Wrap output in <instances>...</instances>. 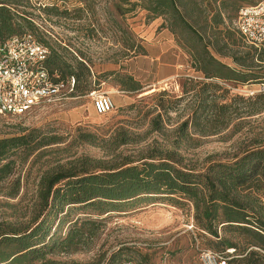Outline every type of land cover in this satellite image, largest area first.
<instances>
[{
    "label": "rangeland",
    "instance_id": "1",
    "mask_svg": "<svg viewBox=\"0 0 264 264\" xmlns=\"http://www.w3.org/2000/svg\"><path fill=\"white\" fill-rule=\"evenodd\" d=\"M136 1L23 0L18 7L33 22L28 33L63 54L67 65L75 67V57L89 70L75 68L80 73L77 89L61 101L22 116L0 115V138L33 128L61 137V142L27 159L17 158L15 173L0 181V223L27 219L23 215L35 200L41 175L58 160L89 156L109 166L127 160L141 165L142 157L155 155L170 157L177 167L205 179L219 164L241 158L251 143L264 141V79L243 83L206 77L199 70L201 63L193 55L189 35L173 34L166 16L155 19L143 6H132ZM237 1L225 16L231 29L228 41L240 43L244 40L234 27L238 9L260 0ZM44 7L53 9L45 11ZM193 19L194 24L203 25L201 18ZM210 39L215 38L210 35ZM233 47L223 46V51L236 49ZM210 51L239 69L232 58ZM257 52L264 54V48ZM260 74L264 75V68ZM128 76L139 83L138 90H127L121 84L120 79ZM93 90L108 93L115 108L96 113ZM202 96L215 99L216 104L195 113ZM221 104L229 107L219 111ZM18 179L19 194L9 197L7 193ZM149 195L101 216L83 213L80 208L72 210L56 231L52 229L53 237L65 236L77 218V227L83 218L96 222L77 230V249L56 251L48 257L68 264H201L202 250L239 257L251 239L236 225L218 227L216 222L220 237L203 230L202 223L208 226L210 222L198 216L192 197ZM178 198L179 203L172 200ZM221 237L237 247L225 249Z\"/></svg>",
    "mask_w": 264,
    "mask_h": 264
},
{
    "label": "trees",
    "instance_id": "2",
    "mask_svg": "<svg viewBox=\"0 0 264 264\" xmlns=\"http://www.w3.org/2000/svg\"><path fill=\"white\" fill-rule=\"evenodd\" d=\"M236 1L138 0L131 4L143 6L153 13L155 19L166 16L167 27L173 34H188L193 40L190 44L193 55L201 63L199 70L206 77L260 83L264 79V75L260 74L264 68V54L257 51L262 48L247 43L237 29L244 42L228 41L231 29L226 24L225 13L232 5H237ZM21 5L23 0H0L1 40L28 33L27 29L33 27L32 20L18 10ZM243 6L246 5L240 6L238 12ZM51 9L44 7L45 11ZM193 18H201L203 25L194 24ZM210 35L215 39L211 40ZM230 44L236 49L223 51V46L229 47ZM244 47L247 49H242ZM210 48L232 58L239 69L221 61ZM72 59L75 67L67 65L63 54L51 48L45 67L55 81H67L74 77L75 92L80 76L75 68L87 71L89 68L82 59ZM120 81L127 90L140 88L131 76ZM209 99L213 101L207 103ZM215 104V99L202 96L195 113L209 110ZM228 107V104H221L217 109L225 111ZM60 140V136L43 133L37 128L0 138V181L15 173L17 158L27 159ZM244 152L233 163L219 164V168L211 176L207 174L205 179L177 167L170 157L156 158L155 155L142 157L141 165L127 160L109 166L89 156L58 160L41 175L34 193L35 200L23 215L27 219L18 223H0V264H68L48 257V254L77 249L80 242V238L76 240L77 230L85 223L96 222L92 218H83L82 225L77 227V218L70 223L73 225L65 236L53 237L52 229L56 231L72 210L80 208L83 213L101 216L134 205L150 197L149 194L194 198L198 216L210 222L208 226L202 223L203 230L220 237L214 225L217 222L218 227L236 225L251 237L240 256L230 258L227 264H264V198L260 197L264 194V141L251 143ZM20 185L18 179L7 195L18 196ZM172 200L181 202L179 198ZM220 240L225 249L237 247V243L229 239L221 237Z\"/></svg>",
    "mask_w": 264,
    "mask_h": 264
},
{
    "label": "built area",
    "instance_id": "3",
    "mask_svg": "<svg viewBox=\"0 0 264 264\" xmlns=\"http://www.w3.org/2000/svg\"><path fill=\"white\" fill-rule=\"evenodd\" d=\"M234 27L247 43L264 48V0L240 8ZM49 47L31 33L0 39V115H26L42 105L53 104L74 92L76 80L55 81L45 67ZM96 113L105 114L115 108L112 97L97 90L91 92ZM231 252V251H230ZM226 253L202 250L201 264H227ZM120 264H135L123 261Z\"/></svg>",
    "mask_w": 264,
    "mask_h": 264
}]
</instances>
